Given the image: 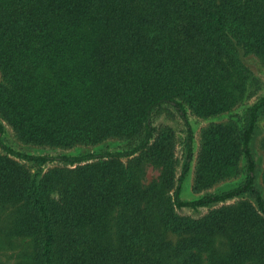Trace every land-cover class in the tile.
Wrapping results in <instances>:
<instances>
[{"label":"trees","instance_id":"16d2710c","mask_svg":"<svg viewBox=\"0 0 264 264\" xmlns=\"http://www.w3.org/2000/svg\"><path fill=\"white\" fill-rule=\"evenodd\" d=\"M248 56L264 68V0H0L8 264H264V189L252 149L264 96L209 131L194 190L241 162L244 180L181 198L195 159L189 115L232 114L256 96L262 83ZM162 116L185 124L181 157ZM7 127L28 147L118 140L126 149L33 155L6 143ZM145 164L161 171L149 187L138 173ZM185 208L207 213L181 215Z\"/></svg>","mask_w":264,"mask_h":264},{"label":"rangeland","instance_id":"374dc122","mask_svg":"<svg viewBox=\"0 0 264 264\" xmlns=\"http://www.w3.org/2000/svg\"><path fill=\"white\" fill-rule=\"evenodd\" d=\"M244 61L245 64L257 76V78L261 80L262 83L261 90L258 92L256 96L249 99L247 103L239 105L233 111L232 114L219 115L207 120L201 119L194 115H189V121L194 133L195 159L194 162L192 163L191 170L187 175L182 186L181 198L185 202L197 201L198 199L202 198L207 194H215V193H221L227 191L228 189L237 186L244 180V175H243L244 162H241L240 168L225 172L224 176L220 177L221 179L217 180L215 183H212L210 187L207 186V188L203 189L200 192H196L194 190L195 180L199 170L198 157L202 152L203 144L205 142L206 136L209 133V131H211L213 128L219 125H225V126L228 125L232 115L242 116L245 113V111L257 101L259 97L264 96V68L259 64L258 60L253 56H248L244 58ZM157 123L168 124L175 129V131L177 132V137L179 142L177 153L178 156L181 157L183 154L182 141L185 138V131H186L184 122L180 119H171L169 117L162 116L161 118H158ZM263 138H264V116L262 117L260 127L252 142L253 153L258 163L257 185L262 189H264L263 186L264 150L262 148ZM4 139L6 143L15 150L33 155L42 154V155L56 156L59 154H65V155L77 156L88 153H97L100 151L123 152L126 149L125 143L118 140H109L101 145H97L94 147L78 146L70 150L55 151L49 148L28 147L21 144L15 139L12 130L9 127L6 128V134L4 135ZM1 153L2 151L0 150V154ZM138 173L141 177V182L145 187H149L154 182H159L160 180L159 177L161 175V171L157 168L155 169L149 164L143 165ZM172 195H173V189L166 192L165 198L167 202H169ZM178 212L181 215L200 217L207 213V209H200L199 211H194L189 208H185L179 210ZM8 261H9L8 255L6 256L5 254L3 255L0 254V262L4 264H8Z\"/></svg>","mask_w":264,"mask_h":264}]
</instances>
